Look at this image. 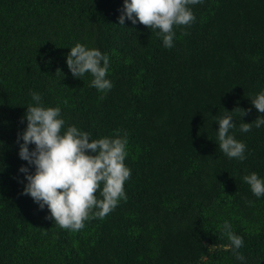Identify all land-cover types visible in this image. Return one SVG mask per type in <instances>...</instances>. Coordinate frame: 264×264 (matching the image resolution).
<instances>
[{
	"label": "trees",
	"instance_id": "trees-1",
	"mask_svg": "<svg viewBox=\"0 0 264 264\" xmlns=\"http://www.w3.org/2000/svg\"><path fill=\"white\" fill-rule=\"evenodd\" d=\"M122 7L0 0V264H264V196L242 179L264 177V126L239 130L260 115L249 96L264 89V0H199L195 21L174 26L172 48L142 23L119 24ZM77 42L109 54L110 90L71 73ZM33 91L61 107L62 131L128 136L127 199L78 231L22 194L17 133ZM225 113L247 146L243 161L218 149L215 119ZM225 220L243 237V262L224 247Z\"/></svg>",
	"mask_w": 264,
	"mask_h": 264
},
{
	"label": "clouds",
	"instance_id": "clouds-1",
	"mask_svg": "<svg viewBox=\"0 0 264 264\" xmlns=\"http://www.w3.org/2000/svg\"><path fill=\"white\" fill-rule=\"evenodd\" d=\"M197 3L199 0H123L119 24L124 25L126 18L133 24L142 23L155 31L165 48H172L176 36L174 26L194 22L190 5ZM66 63L75 77L91 74V87L100 92L111 89L112 82L107 77L110 69L107 52L77 42L70 47ZM30 95L31 102L21 117L26 126L17 133L18 155L27 161L18 169L24 174L20 180L24 184L22 194L30 195L41 210L47 208L46 218L53 219L55 225L78 231L86 220L104 218L120 200L127 199L124 184L131 175V169L125 163L127 133L121 135L120 130H116L114 136L93 138L88 131L74 124L62 131L66 122L61 107L45 106L39 92L33 91ZM249 97L260 115L251 123L242 120L239 130L244 133L251 130L253 123L256 128L264 126V116H261L264 114V89ZM215 121L219 124L216 130L218 149L229 158L245 160L246 144L230 132L236 127L234 117L225 113ZM30 145L34 147L30 149ZM29 166H34V170ZM242 179L255 197L264 196V177L253 171ZM247 203L251 205L254 201ZM220 227L230 241L225 249L230 248L237 260L245 261L239 251L243 237L232 230L227 220Z\"/></svg>",
	"mask_w": 264,
	"mask_h": 264
}]
</instances>
